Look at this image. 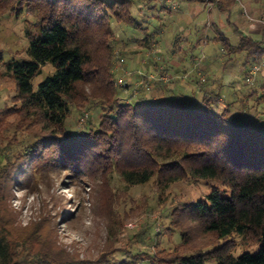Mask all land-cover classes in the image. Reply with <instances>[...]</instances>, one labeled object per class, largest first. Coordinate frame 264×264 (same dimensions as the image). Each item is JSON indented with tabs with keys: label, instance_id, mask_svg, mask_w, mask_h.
Wrapping results in <instances>:
<instances>
[{
	"label": "trees",
	"instance_id": "1",
	"mask_svg": "<svg viewBox=\"0 0 264 264\" xmlns=\"http://www.w3.org/2000/svg\"><path fill=\"white\" fill-rule=\"evenodd\" d=\"M139 1L151 9L161 0ZM197 1L225 10L223 0ZM133 3L0 0V15L27 14L40 31L27 33L22 61L0 55V80L14 84L0 106V264H264L263 85L226 98L222 108L223 89L200 90L199 99L181 79L161 80V71L145 84L119 85L110 20L143 31L132 38L138 46L151 47L159 31L138 20ZM235 30L239 42L223 37L224 47L246 53L245 69L261 62L264 39ZM49 62L55 71L35 89L33 78ZM81 108L95 109L96 120L73 133L69 118ZM60 168L72 178L116 172L130 185L153 180L160 191L183 179L210 180L230 195L214 190L205 199L170 202L159 229L154 220L129 246L110 244L84 258L59 241L49 219L23 225L10 203L16 181L30 185Z\"/></svg>",
	"mask_w": 264,
	"mask_h": 264
},
{
	"label": "rangeland",
	"instance_id": "2",
	"mask_svg": "<svg viewBox=\"0 0 264 264\" xmlns=\"http://www.w3.org/2000/svg\"><path fill=\"white\" fill-rule=\"evenodd\" d=\"M133 2L132 12L138 20L144 21L150 32L159 31L151 39V47L138 46L132 38L143 37V31L110 20L114 29L111 36L115 45L113 68L123 71L121 77L127 84L135 87L145 84L148 77H157L161 71V80L181 79L182 88L190 92L195 90L199 99L200 90L223 89L226 94L219 98L220 108L226 98L237 99L251 86L263 85L264 92V59L245 69L246 53H230L222 40L227 37L231 44H237L240 36L235 29L264 39V0H223L225 10L197 0H161L151 9L139 0ZM32 21L27 14L18 18L12 14L0 15V55L19 61L27 57L30 45L27 33L40 32L39 26ZM176 38H181L178 51H174ZM54 71L50 62L45 64L42 72L32 80L34 88ZM13 94L14 84L0 80V106L9 103ZM258 109L264 112V104ZM97 113L87 108L74 111L69 118L70 130L74 133L89 121H95ZM214 190L224 196L230 195V189L210 180L183 179L160 191L153 180L130 185L116 172L105 177L98 172L94 176L85 174L72 178L65 168H60L30 185L16 181L10 203L23 225L49 219L57 227L59 241L67 249L81 257L93 258L110 244L115 248L129 246L131 236L149 222L156 220L152 227L154 231L159 229L157 226L168 220L163 209L170 202H194L205 199ZM112 207L113 212L110 211ZM163 240L167 246L166 238Z\"/></svg>",
	"mask_w": 264,
	"mask_h": 264
},
{
	"label": "built area",
	"instance_id": "3",
	"mask_svg": "<svg viewBox=\"0 0 264 264\" xmlns=\"http://www.w3.org/2000/svg\"><path fill=\"white\" fill-rule=\"evenodd\" d=\"M263 23H264V20H263ZM117 81H118L117 83H118L119 85H123V84L126 83V82H125V79H124L123 77L118 78Z\"/></svg>",
	"mask_w": 264,
	"mask_h": 264
},
{
	"label": "crops",
	"instance_id": "4",
	"mask_svg": "<svg viewBox=\"0 0 264 264\" xmlns=\"http://www.w3.org/2000/svg\"><path fill=\"white\" fill-rule=\"evenodd\" d=\"M233 3V2H232ZM213 7L216 6L214 3H212Z\"/></svg>",
	"mask_w": 264,
	"mask_h": 264
}]
</instances>
